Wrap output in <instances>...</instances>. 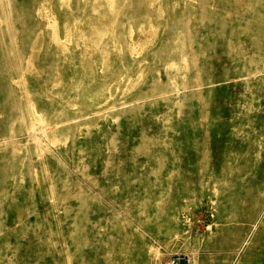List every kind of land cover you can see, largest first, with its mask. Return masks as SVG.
I'll list each match as a JSON object with an SVG mask.
<instances>
[{
    "label": "rangeland",
    "instance_id": "rangeland-1",
    "mask_svg": "<svg viewBox=\"0 0 264 264\" xmlns=\"http://www.w3.org/2000/svg\"><path fill=\"white\" fill-rule=\"evenodd\" d=\"M264 264V0H0V264Z\"/></svg>",
    "mask_w": 264,
    "mask_h": 264
},
{
    "label": "built area",
    "instance_id": "built-area-1",
    "mask_svg": "<svg viewBox=\"0 0 264 264\" xmlns=\"http://www.w3.org/2000/svg\"><path fill=\"white\" fill-rule=\"evenodd\" d=\"M167 264H190L184 257L176 255L172 257Z\"/></svg>",
    "mask_w": 264,
    "mask_h": 264
}]
</instances>
